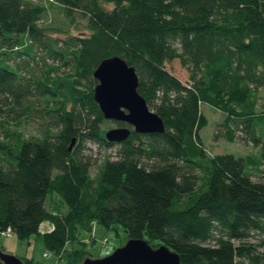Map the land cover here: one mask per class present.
<instances>
[{"label": "trees", "instance_id": "obj_1", "mask_svg": "<svg viewBox=\"0 0 264 264\" xmlns=\"http://www.w3.org/2000/svg\"><path fill=\"white\" fill-rule=\"evenodd\" d=\"M45 1L70 25L84 20V31L59 40L47 30L61 28L42 25L47 6L0 0V116L40 119L38 135L0 138V232L25 239L50 222L43 242L61 264L93 258L66 245L96 223L164 245L180 264H264V181L244 157L208 155L199 136L204 103L224 114L222 138L260 142L264 0ZM36 48L46 54L40 75L30 63ZM112 56L134 68L163 133L105 140L93 72ZM174 60L187 83L166 69ZM87 142L117 146L93 176ZM53 193L64 213L47 208Z\"/></svg>", "mask_w": 264, "mask_h": 264}, {"label": "rangeland", "instance_id": "obj_2", "mask_svg": "<svg viewBox=\"0 0 264 264\" xmlns=\"http://www.w3.org/2000/svg\"><path fill=\"white\" fill-rule=\"evenodd\" d=\"M39 3L47 6V14L42 22L43 26H51L61 28L60 31L56 29H49L47 33L57 39H62L69 34H78L83 32L84 20L77 19L75 26L64 22L62 15L58 12L57 5L50 6L45 0H37ZM46 54L42 49H35V59L31 60L33 67L36 68V74L40 75V67L42 66V57ZM47 65H51L52 61L47 57L45 59ZM166 69L170 71L174 76L180 79L183 83L188 82V73L183 68L178 60L166 63ZM260 101L258 104V110L264 107V86L259 90ZM37 100V99H34ZM39 107L41 103H36ZM200 112L206 117L207 124L200 130L199 136L201 142L206 149L208 155L213 156L217 154L230 153L235 157H244L248 160V172L254 181H264V118L255 121L256 136L260 139L258 144L252 142L243 141L241 136L237 133L236 140L233 142L227 141L221 137V131L223 132L222 124L224 120V114L219 110L210 107L207 104L201 103ZM4 113L0 116V138L10 140L5 137V133L9 136H17L21 134L26 138L30 135H38V124L40 119L24 116L19 122L14 123L8 120ZM13 117L14 115L11 114ZM115 128L123 126L119 122L108 121L103 128ZM89 150H86L84 154L90 158L92 162L91 175L96 173L97 165L100 160L106 154H114L117 146L106 150L96 144L87 142L85 144ZM46 206L50 210L59 209L60 212L66 211V205L59 201L57 194L53 193L47 195ZM51 229V224L48 221L43 222L40 225L41 234H33L25 239H19L14 233L6 234L0 232V249L7 255L14 256L21 261V264H57L64 263L65 259L60 261L58 257L48 251L43 242V234ZM264 240V235L262 236ZM259 240V239H256ZM128 241L125 231L116 226L115 229H107L102 225L96 223L92 229V232L79 230L77 242L69 243L66 245L67 249H83L93 258H105L111 255L115 250L123 247ZM264 252V248H262Z\"/></svg>", "mask_w": 264, "mask_h": 264}, {"label": "water", "instance_id": "obj_3", "mask_svg": "<svg viewBox=\"0 0 264 264\" xmlns=\"http://www.w3.org/2000/svg\"><path fill=\"white\" fill-rule=\"evenodd\" d=\"M96 85L93 99L104 119L123 123L104 134L108 142L120 143L131 132L142 135L164 132L162 119L151 110L138 93V77L133 67L118 56L103 59L93 72ZM75 139H72L69 150ZM3 264H21L14 257L0 252ZM80 264H180L179 256L168 247H152L144 239H128L127 243L105 258H85Z\"/></svg>", "mask_w": 264, "mask_h": 264}, {"label": "built area", "instance_id": "obj_4", "mask_svg": "<svg viewBox=\"0 0 264 264\" xmlns=\"http://www.w3.org/2000/svg\"><path fill=\"white\" fill-rule=\"evenodd\" d=\"M5 233H6V234H11V232H10L9 230H7Z\"/></svg>", "mask_w": 264, "mask_h": 264}, {"label": "crops", "instance_id": "obj_5", "mask_svg": "<svg viewBox=\"0 0 264 264\" xmlns=\"http://www.w3.org/2000/svg\"><path fill=\"white\" fill-rule=\"evenodd\" d=\"M3 252H4V251H3ZM4 253H5V252H4ZM0 264H3V263L0 262Z\"/></svg>", "mask_w": 264, "mask_h": 264}, {"label": "flooded vegetation", "instance_id": "obj_6", "mask_svg": "<svg viewBox=\"0 0 264 264\" xmlns=\"http://www.w3.org/2000/svg\"><path fill=\"white\" fill-rule=\"evenodd\" d=\"M123 125V124H122Z\"/></svg>", "mask_w": 264, "mask_h": 264}]
</instances>
